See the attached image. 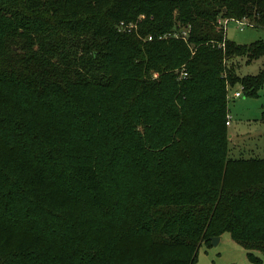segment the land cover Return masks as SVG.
Listing matches in <instances>:
<instances>
[{"label": "trees", "instance_id": "trees-1", "mask_svg": "<svg viewBox=\"0 0 264 264\" xmlns=\"http://www.w3.org/2000/svg\"><path fill=\"white\" fill-rule=\"evenodd\" d=\"M219 19L264 28V0H0V264H196L224 233L260 262L226 94L264 89V40Z\"/></svg>", "mask_w": 264, "mask_h": 264}, {"label": "rangeland", "instance_id": "rangeland-1", "mask_svg": "<svg viewBox=\"0 0 264 264\" xmlns=\"http://www.w3.org/2000/svg\"><path fill=\"white\" fill-rule=\"evenodd\" d=\"M220 20V19H219ZM224 32L225 37L237 44L248 45L260 40H264V28L256 26H245L240 29L236 20L221 19L223 25L219 24ZM218 48L223 49L221 45ZM236 65V72L239 75H255L262 67L261 60H254L250 63L246 62L243 57L233 59ZM230 87L226 86V89ZM240 85L229 93L227 92V107L230 111L231 126L228 127L229 132V155L237 156H256L264 155V125L260 121L261 113L264 111V89L258 91L256 96L242 95L237 99H228L235 89H239ZM227 89V90H228ZM215 242L210 241L209 245H202L199 248L196 264H255L248 260L247 251L237 245L229 236L224 233L218 237ZM260 259L258 264H264V255L258 252L253 253Z\"/></svg>", "mask_w": 264, "mask_h": 264}, {"label": "built area", "instance_id": "built-area-1", "mask_svg": "<svg viewBox=\"0 0 264 264\" xmlns=\"http://www.w3.org/2000/svg\"><path fill=\"white\" fill-rule=\"evenodd\" d=\"M232 20H234V19H232ZM236 22L238 23L240 29H243L245 26H252L247 19L236 20ZM219 24L223 25V21L219 20ZM242 95H243V91H242V87H240L239 89H235L230 96L228 94V99L229 98L230 99H237V98H240ZM231 119H232V117H231L230 113L228 112L226 115V126L229 127V125L231 124Z\"/></svg>", "mask_w": 264, "mask_h": 264}, {"label": "water", "instance_id": "water-1", "mask_svg": "<svg viewBox=\"0 0 264 264\" xmlns=\"http://www.w3.org/2000/svg\"><path fill=\"white\" fill-rule=\"evenodd\" d=\"M219 238L218 237H213V238H211V241L212 242H215V241H217Z\"/></svg>", "mask_w": 264, "mask_h": 264}, {"label": "crops", "instance_id": "crops-1", "mask_svg": "<svg viewBox=\"0 0 264 264\" xmlns=\"http://www.w3.org/2000/svg\"><path fill=\"white\" fill-rule=\"evenodd\" d=\"M229 113H230V111H229ZM229 126H231V124ZM229 137H230V135H229Z\"/></svg>", "mask_w": 264, "mask_h": 264}]
</instances>
